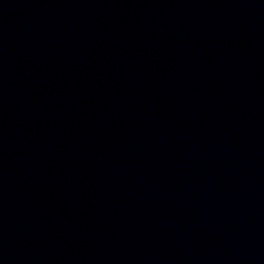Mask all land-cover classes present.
<instances>
[{"label": "water", "instance_id": "obj_1", "mask_svg": "<svg viewBox=\"0 0 264 264\" xmlns=\"http://www.w3.org/2000/svg\"><path fill=\"white\" fill-rule=\"evenodd\" d=\"M0 264H264V0H0Z\"/></svg>", "mask_w": 264, "mask_h": 264}]
</instances>
